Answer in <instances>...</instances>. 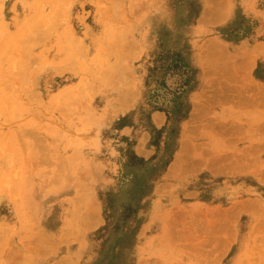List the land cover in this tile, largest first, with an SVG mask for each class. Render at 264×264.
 <instances>
[{"label":"rangeland","instance_id":"rangeland-1","mask_svg":"<svg viewBox=\"0 0 264 264\" xmlns=\"http://www.w3.org/2000/svg\"><path fill=\"white\" fill-rule=\"evenodd\" d=\"M0 264H264V0H0Z\"/></svg>","mask_w":264,"mask_h":264},{"label":"bare ground","instance_id":"bare-ground-1","mask_svg":"<svg viewBox=\"0 0 264 264\" xmlns=\"http://www.w3.org/2000/svg\"><path fill=\"white\" fill-rule=\"evenodd\" d=\"M118 58L121 59V57H118ZM116 60H117V59H116ZM118 61H119V60H117L116 63H118ZM119 62H120V61H119ZM121 63H123V62H121ZM118 66H119V64H118ZM121 67H122V66H120V70H119V72H121V70H122ZM119 72L117 71V73L119 74V76L122 78V76H124V75H122L121 73H123V72H121V73H119ZM121 75H122V76H121ZM122 79H124V78H122ZM39 239H40V238H39ZM39 239H38V240H39ZM42 240H43V238L41 237V242H40V240H39L38 243H39V242H40V243H44V242H42ZM45 244H46V243H45ZM38 245H39V244H38ZM38 245H37V246H38ZM42 245H43V244H42ZM35 249H36V248H35ZM42 251H43V250H42Z\"/></svg>","mask_w":264,"mask_h":264}]
</instances>
